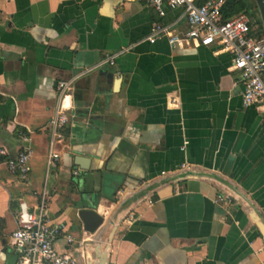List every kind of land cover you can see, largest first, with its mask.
Instances as JSON below:
<instances>
[{
  "label": "crops",
  "instance_id": "1",
  "mask_svg": "<svg viewBox=\"0 0 264 264\" xmlns=\"http://www.w3.org/2000/svg\"><path fill=\"white\" fill-rule=\"evenodd\" d=\"M155 24L187 27L182 8L160 17L145 0H0V144L32 150L28 175L0 166V264H16L19 201L43 191L74 238L56 249L85 264H264V108L243 105L229 52L150 43ZM62 81L69 118L48 171ZM82 208L104 218L96 232Z\"/></svg>",
  "mask_w": 264,
  "mask_h": 264
},
{
  "label": "built area",
  "instance_id": "2",
  "mask_svg": "<svg viewBox=\"0 0 264 264\" xmlns=\"http://www.w3.org/2000/svg\"><path fill=\"white\" fill-rule=\"evenodd\" d=\"M158 16L165 15V9L182 8L187 27L178 31L170 26L155 24L148 41L165 38L172 47L189 48L216 45L222 51L232 55V70L239 72V81L243 85L242 103L244 106L256 105L264 108V36H254L251 32V19L244 13H238L228 20H222V6L226 0H206L196 5L194 0H145ZM59 104L51 120V142L47 157V170L54 167L59 153L54 151V143L60 138V130L68 122V114L60 100L70 89L69 81L59 82ZM32 150L20 149L14 156L0 144V166L13 175L26 176L30 172ZM78 171L73 174L77 175ZM217 200L230 202L227 196H218ZM16 228L10 234L12 246L16 252V264H85L77 257L61 253L55 247L59 237L67 244L74 238L65 234L64 226L53 224L49 217L46 192L43 191L38 203L31 208L26 201H19L16 215Z\"/></svg>",
  "mask_w": 264,
  "mask_h": 264
},
{
  "label": "water",
  "instance_id": "3",
  "mask_svg": "<svg viewBox=\"0 0 264 264\" xmlns=\"http://www.w3.org/2000/svg\"><path fill=\"white\" fill-rule=\"evenodd\" d=\"M253 2L256 6V18L260 20V23L264 29V0H253ZM74 163L82 170H87L89 168V159L84 156H76ZM77 175H79V172ZM78 217L83 224L84 230L88 233L96 232L104 222V218L100 216L93 208L79 209ZM86 264H108L106 254H101L97 260L89 259Z\"/></svg>",
  "mask_w": 264,
  "mask_h": 264
},
{
  "label": "trees",
  "instance_id": "4",
  "mask_svg": "<svg viewBox=\"0 0 264 264\" xmlns=\"http://www.w3.org/2000/svg\"><path fill=\"white\" fill-rule=\"evenodd\" d=\"M206 0H194L196 5H201ZM248 11V1L246 0H226L224 5L222 6V20H228L235 16L238 13L244 12L247 13ZM252 26V24H251ZM257 36H259L257 34Z\"/></svg>",
  "mask_w": 264,
  "mask_h": 264
},
{
  "label": "rangeland",
  "instance_id": "5",
  "mask_svg": "<svg viewBox=\"0 0 264 264\" xmlns=\"http://www.w3.org/2000/svg\"><path fill=\"white\" fill-rule=\"evenodd\" d=\"M248 16L250 15L251 16V13L249 12V11H247V13H246Z\"/></svg>",
  "mask_w": 264,
  "mask_h": 264
}]
</instances>
